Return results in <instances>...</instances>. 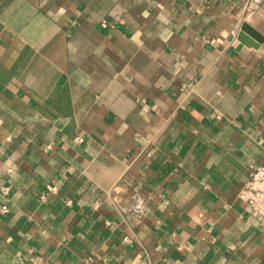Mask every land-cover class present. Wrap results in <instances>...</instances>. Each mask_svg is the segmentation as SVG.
I'll return each instance as SVG.
<instances>
[{"label":"crops","instance_id":"1","mask_svg":"<svg viewBox=\"0 0 264 264\" xmlns=\"http://www.w3.org/2000/svg\"><path fill=\"white\" fill-rule=\"evenodd\" d=\"M263 161L264 0H0V264H264Z\"/></svg>","mask_w":264,"mask_h":264},{"label":"built area","instance_id":"2","mask_svg":"<svg viewBox=\"0 0 264 264\" xmlns=\"http://www.w3.org/2000/svg\"><path fill=\"white\" fill-rule=\"evenodd\" d=\"M190 87L191 89H194V85L191 84ZM216 117L219 118L220 115H217ZM9 189V187H4L3 193L7 194ZM55 191V187L49 186L46 195ZM238 198L241 202L250 207L256 215L264 217V161L251 167L249 179L243 185ZM8 210L9 208L7 205L2 207L3 213H7ZM124 241L129 243L130 239L125 237ZM38 261V257H33L31 259L32 264H37Z\"/></svg>","mask_w":264,"mask_h":264}]
</instances>
